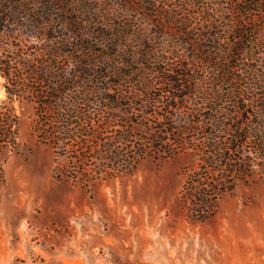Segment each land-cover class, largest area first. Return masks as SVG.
Listing matches in <instances>:
<instances>
[{"label": "rangeland", "instance_id": "1", "mask_svg": "<svg viewBox=\"0 0 264 264\" xmlns=\"http://www.w3.org/2000/svg\"><path fill=\"white\" fill-rule=\"evenodd\" d=\"M184 1L190 3L164 4L178 12ZM202 3L191 10L203 12L208 6ZM210 7L222 11L217 26L226 31L221 33L223 46L237 23L256 33L253 39L259 48L247 63L264 68V3L212 0ZM196 19L198 24L188 34L192 45L200 48L206 42L197 35H206L212 24H201L204 16ZM25 33L0 40V56L14 70L9 81L0 71V111L17 123L16 144L11 129L2 138L7 142L0 144V264H264V159L254 151V142L233 156L242 159L240 163L249 161L241 174L226 182L222 173L203 167L195 146L199 142H188L192 133L176 141V136L160 134L165 124L182 129L202 99L182 98L176 102L179 109L145 106L148 96L136 83L119 108L106 104L98 93L83 95L91 102L73 110L78 117L70 135L56 134L65 139L67 149L63 143L56 147L45 132L54 129L38 122V94L44 85L32 82L23 67L27 62H49L43 52L47 43ZM169 43V53H176L178 60L165 54L169 60L159 62V67L196 64L192 68L207 91L201 97H209V67L201 70L197 61L186 60L193 46L177 51ZM52 64L69 71L77 66L72 58ZM141 72L147 79L160 80L150 70ZM7 87L13 89V98ZM156 87L157 96L165 90ZM113 91L121 94L117 87ZM135 95L140 105L128 99ZM168 113L173 124L166 119ZM218 183L225 184L224 193L215 190ZM204 190L215 204L208 212L193 198Z\"/></svg>", "mask_w": 264, "mask_h": 264}, {"label": "trees", "instance_id": "2", "mask_svg": "<svg viewBox=\"0 0 264 264\" xmlns=\"http://www.w3.org/2000/svg\"><path fill=\"white\" fill-rule=\"evenodd\" d=\"M165 1L170 0H0V40L23 31L35 41L47 43L43 52L49 62H27L23 67L28 69L32 82L44 85V91L38 94V122L54 129L52 133L45 131L54 146L63 143L67 149L65 139L56 134L70 135L71 126L75 124L73 120L78 117L73 110L89 104L91 101L85 99L89 94L98 93L106 104L119 108L122 98H127L126 94L130 92L129 87L140 83V92L148 96L145 106L163 104L168 110L179 109L176 102L182 98L202 99L201 107L197 105L187 116L182 129L165 124L160 134L165 133L170 139L176 136V141L182 134L192 133L194 136L188 142L190 145L199 142L195 146L203 158V167L209 173H222L223 180L229 182L228 178L241 174L243 164L249 161L240 163L242 159L233 156L249 143L254 142V151L264 159V93L259 94L264 89V68L247 63L250 57L253 61L252 54L259 48L253 39L256 33H252L247 25L237 23L231 31V40L223 46L221 33L226 31L217 26L222 11L210 7L212 0H206L207 4L204 0H190L186 4L184 1L178 12L169 10ZM244 1L257 6L264 3V0ZM201 3L208 8L205 7L203 12L191 10ZM200 16L205 17L204 23L200 20L201 24L212 26H209L208 34L197 35L200 41L206 42L199 48L192 45L194 40L189 38L188 32L198 24L196 18ZM149 25L151 29H148ZM154 28L158 30L153 32ZM175 29L180 33L168 32ZM167 40L177 51L184 46H193L195 51L186 60L197 61L201 70L209 67L212 77L209 97H201L207 91L201 86L203 80L192 68H196V64H181L172 70L159 67V62L165 64L169 60L165 54H170L173 61L177 59L176 53H169ZM59 58H72L77 66L72 71L65 66H53V61ZM143 70H150L160 80L147 79ZM0 71L8 81L14 74L7 58L2 56ZM137 76L139 79L135 81ZM156 86L165 88L158 96L154 92ZM113 87L121 94L114 93ZM7 90L13 98V89L7 87ZM128 99L140 105L136 95ZM50 114L54 117H49ZM166 119L173 124L171 113ZM10 129L16 144L17 123L0 111V144L7 142L2 138L9 136ZM177 131L179 135H176ZM224 186L218 183L215 190L224 193ZM205 191L193 198L202 211L208 212L215 204L208 201L207 197L211 195Z\"/></svg>", "mask_w": 264, "mask_h": 264}]
</instances>
